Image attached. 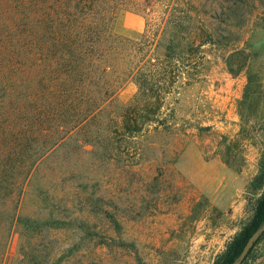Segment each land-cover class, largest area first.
Masks as SVG:
<instances>
[{"label":"rangeland","instance_id":"374dc122","mask_svg":"<svg viewBox=\"0 0 264 264\" xmlns=\"http://www.w3.org/2000/svg\"><path fill=\"white\" fill-rule=\"evenodd\" d=\"M238 1L236 13V0L208 1L221 44L163 90L159 129L113 158L76 149L75 138L39 166L6 206L15 215L7 246L11 221L0 218V264H214L263 192L252 183L264 178V0ZM145 28L142 13L125 10L114 31L137 39ZM234 49L244 55L230 64H246L237 75L227 65ZM137 92L130 83L117 104ZM255 256L249 264H264V240Z\"/></svg>","mask_w":264,"mask_h":264},{"label":"trees","instance_id":"16d2710c","mask_svg":"<svg viewBox=\"0 0 264 264\" xmlns=\"http://www.w3.org/2000/svg\"><path fill=\"white\" fill-rule=\"evenodd\" d=\"M208 1L0 0V218L11 221L6 246L15 219L6 210L10 199L17 192L20 201L33 173L58 158L72 139L77 138L76 149H104L113 158L128 154V140L164 124L158 116L163 90L201 67L207 46L221 44L222 21L218 16L212 21ZM240 3H233L234 13ZM125 10L146 17L137 39L114 31ZM242 55L239 49L231 52V74L246 66L236 70L230 64ZM130 83L138 92L118 105L117 95ZM12 165L15 179L8 184ZM252 185L263 192L251 219L214 264L237 261L264 225V178ZM263 240L264 234L243 264L255 261Z\"/></svg>","mask_w":264,"mask_h":264},{"label":"water","instance_id":"95a60500","mask_svg":"<svg viewBox=\"0 0 264 264\" xmlns=\"http://www.w3.org/2000/svg\"><path fill=\"white\" fill-rule=\"evenodd\" d=\"M264 234V225L260 227L249 239L247 245L245 246L243 252L241 253L240 257L237 261H235L233 264H243L245 259L247 258L250 251L255 247L258 240L262 237Z\"/></svg>","mask_w":264,"mask_h":264}]
</instances>
